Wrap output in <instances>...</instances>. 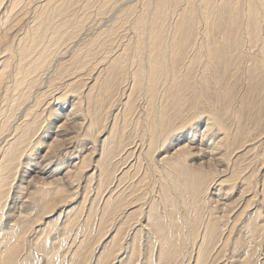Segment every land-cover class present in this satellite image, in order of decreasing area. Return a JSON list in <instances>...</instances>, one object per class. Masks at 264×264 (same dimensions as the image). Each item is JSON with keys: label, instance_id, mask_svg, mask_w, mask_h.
I'll return each mask as SVG.
<instances>
[{"label": "bare ground", "instance_id": "1", "mask_svg": "<svg viewBox=\"0 0 264 264\" xmlns=\"http://www.w3.org/2000/svg\"><path fill=\"white\" fill-rule=\"evenodd\" d=\"M81 1L0 0V264H264V0H130L114 18L134 37L118 46L109 26L78 39ZM60 115L86 122L99 156L90 176V151L62 175L95 190L87 214L63 187L32 185Z\"/></svg>", "mask_w": 264, "mask_h": 264}, {"label": "rangeland", "instance_id": "2", "mask_svg": "<svg viewBox=\"0 0 264 264\" xmlns=\"http://www.w3.org/2000/svg\"><path fill=\"white\" fill-rule=\"evenodd\" d=\"M87 1V0H86ZM97 1H99V5L101 6V2H103V0H96V1H93V0H89V1H87V3L85 2L84 3V0H82L81 2H79L78 4L81 6V8H80V6L79 5H77L76 6V8L74 7V6H72V8H70V10L71 11H69V14L71 15V13L74 11V10H76V11H74V13L73 14H75V16L74 17H76L77 16V18L78 19H80L78 16H80L81 17V20H82V23H81V28L83 29L82 31H81V33H80V35H79V37H78V39H80V40H87L89 37H91L92 35L93 36H96L98 33H102V31H106V29H108L107 28V26H109V27H114V32L116 33V35L117 34H120V35H124L125 37H123V35L120 37V35H117V37H116V35H115V33H112V34H110V36L112 37L113 36V38H114V41H116V43H114L115 45H117L118 43V45H122V44H124V42H125V40L126 39H128L129 37H131L130 35H132L133 36V33H132V28H131V26H130V21L131 20H128L127 22H125V24H122L121 23V25L118 23V21H116L115 22V20H116V18L117 17H115L114 18V16H118V12H117V10H119V8H120V10H122L121 9V7H125V6H127V5H132L133 4V1L131 2L130 0H128V2H129V4L127 3V2H125V1H121V2H117L116 4H118L117 6L118 7H116V4L114 5V6H112V7H110V9L108 8L107 9V11L106 12H108V13H106V14H110V15H105V14H102V15H98L96 12L98 11L97 9H100V8H98V7H100V6H98L97 4ZM117 1H119V0H117ZM127 1V0H126ZM142 1L143 0H138V1H135L134 0V4H136V6H137V3H139V5H141V3H142ZM183 1V0H182ZM181 1V2H182ZM188 0H184L183 2H187ZM88 2H90V4L91 3H93V5H91L92 6V8L89 6V8H85V5L86 4H88ZM180 3L181 4V6H183V4L184 3ZM83 3V4H82ZM121 3V4H120ZM33 4H35V3H32V5ZM89 4V5H90ZM30 6V5H28V6H26L27 8H28V11L27 10H25L24 12H26V13H28V15L26 16L25 14L26 13H24L23 12V15H25V20H24V25L27 23V21H29V19L30 18H32V16L33 15H31L32 14V10H33V6ZM84 5V6H83ZM138 5V6H139ZM78 6H79V8H78ZM96 6H98L97 7V9H96ZM136 7V11H138L139 9H140V7L141 6H139V7ZM32 7V8H31ZM114 7V8H113ZM73 8H75L74 10H73ZM83 8V9H82ZM113 10H115V11H113ZM26 9V8H25ZM85 9H87V10H85ZM90 9V10H89ZM73 10V11H72ZM82 10V11H81ZM84 10V11H83ZM96 10V11H95ZM109 10V11H108ZM111 10V11H110ZM119 10V11H120ZM80 13H79V12ZM99 11H101V10H99ZM71 12V13H70ZM86 12V13H85ZM77 13H78V15H77ZM92 13V14H91ZM94 13V14H93ZM80 14H82V15H80ZM97 14V15H96ZM15 15H16V13H15ZM86 15H87V17H86ZM89 15V16H88ZM96 15V16H95ZM107 17V19H105L106 17ZM98 16H99V18L100 19H102V20H100L99 18H98ZM113 16V17H112ZM29 17V18H28ZM89 17V18H88ZM97 19H96V18ZM93 20H92V19ZM103 18H104V21H103ZM110 18H112V19H110ZM26 19H28V20H26ZM175 21H174V20ZM96 20H98V21H96ZM100 21V22H99ZM107 21V22H106ZM173 21V22H172ZM128 22H130V23H128ZM171 22V23H170ZM175 22H176V18H173L172 17V20H170L169 21V23H170V25L171 24H175ZM113 23H115V24H117V25H115V24H113ZM16 24V21L12 24V27H13V25H15ZM59 24V23H58ZM129 25V26H128ZM99 26V27H98ZM102 26V27H101ZM118 26H119V28H118ZM125 26V27H124ZM127 26H128V28L129 29H131V30H126V28H127ZM106 27V28H105ZM98 28V29H97ZM104 30H103V29ZM117 28V29H116ZM124 28H125V33H124ZM127 28V29H128ZM171 28H172V25H171ZM21 29V28H20ZM120 29H121V31H120ZM13 30H15V27H14V29ZM96 30H98L99 32H97ZM102 30V31H101ZM120 31L121 33H119L118 31ZM130 31H131V33H130ZM88 33V34H87ZM106 35H108L107 33H105ZM91 35V36H90ZM104 36V35H103ZM120 38H119V37ZM128 36V37H127ZM127 37V38H126ZM134 37V36H133ZM133 37L132 38H130V39H133ZM122 38H123V40H122ZM116 39V40H115ZM118 39L121 41L122 40V42H118ZM126 42H127V40H126ZM125 42V43H126ZM127 44V43H126ZM117 45V46H118ZM92 67V66H91ZM85 73L83 74V72H81L80 74L82 75H84V79H85V83H89V79H88V81L86 80V78L88 77V75H87V73H88V69L86 70V71H84ZM94 73V72H93ZM93 73H91L90 75H93ZM79 74V75H80ZM130 80V79H129ZM129 80H126L125 81V83H124V85H122V88H124V89H122V90H126V88H128V86H129V82L131 81H129ZM92 84V83H91ZM90 84V85H91ZM127 85V86H126ZM80 91H82V90H80ZM211 92H213V91H211ZM139 97H140V100H139V104H140V108H139V110H141V109H143L144 108V103H145V100L143 101V95L142 94H139ZM121 98V97H120ZM122 101H123V98L121 99ZM70 101H71V99H69V102L67 103V104H65L64 105V109L62 110V115L64 116L65 114H66V112H68L69 110H70V108H71V106H70ZM50 102V101H49ZM52 102L53 101H51V103L50 104H52ZM144 102V103H143ZM54 105V104H53ZM118 105V104H117ZM142 105V106H141ZM82 106H83V104H82ZM117 109H116V111L117 112H119V110H120V108H121V105H119L118 107H116ZM115 111V112H116ZM114 112V114H116ZM140 113V112H139ZM142 113V112H141ZM140 113V114H141ZM113 114V115H114ZM63 116H61L60 115V119L58 118V121H55V123H53L52 125L54 126H49V128H48V130H47V134H46V136L48 137H45L44 138V140L43 141H45L44 143H43V147H42V149L40 148L39 150H38V156H41V157H36V162H37V165L36 166H33V167H35V171L34 172H32L31 173V171H30V177H31V179H32V182H33V187H37L38 189H40V188H47V189H53V188H61V187H63L65 190H67V192L68 193H72V194H75V196L76 197H73V198H75V200H74V202H72V204H71V206H75V205H81V207L83 206H85L83 209H82V211L84 212V213H86V210L88 209L86 206H90L89 204L91 203V200L92 199H94V189H93V192H92V190L90 189V192L88 193V191H89V189L87 188L88 187V184L86 183L85 184V182H87L84 178L85 177H83L82 179H80L79 181H77V182H79L78 184H80V185H78L79 186V188L77 187V183H73L71 180L69 181L67 178H66V176L63 178V176L62 175H64L66 172H67V170H71V168H68V169H66L65 168V166L68 164V163H71V162H73V159H74V157H76V155H79L80 154V157H82V156H85L86 154H89V152H87V151H90L88 148H90V143H88L85 139H84V137H82V134H83V131L81 130L80 132H79V124H81V126L82 125H85V123L86 122H81V120H82V118L80 119L79 117V119L78 118H76V120H75V117H74V119L73 120H75V121H72L70 118H68V119H64V117ZM64 119V120H63ZM68 120H69V122H68ZM62 121H64V123L62 122ZM72 124H71V123ZM74 122H75V127H74ZM81 122V123H80ZM58 123H60V124H58ZM68 125V126H66V124ZM78 123V124H77ZM58 125H62V128L59 130L58 128ZM77 126H79V127H77ZM58 127V128H57ZM67 127H68V129H67ZM77 127V128H76ZM204 126L203 125H201V126H199L198 128H197V130H198V132H199V134L200 133H203V131H204V128H203ZM64 128V129H63ZM73 128V129H72ZM50 129V130H49ZM57 129V130H56ZM53 130V131H52ZM55 130L57 131L56 133H55ZM72 130V131H71ZM48 131H50V134H49V132ZM61 131L63 132V133H61ZM65 131H67V132H65ZM201 131V132H200ZM59 132V134L58 135H62V136H60L61 137V139H60V141H59V144L57 145V144H54L53 145V148L52 147H50V150H48V147H46V145L48 146V145H50V144H52L53 143V141L56 139V137H55V134H57ZM65 132V133H64ZM67 133V134H66ZM80 133V134H79ZM65 135V136H64ZM72 138H71V137ZM76 138H75V137ZM264 136V135H263ZM55 137V138H54ZM71 138V139H69V138ZM80 137H82V138H80ZM65 138L66 139H68V140H65ZM2 137L0 138V146L2 145ZM73 139V140H72ZM80 139V140H79ZM83 141H82V140ZM200 139V136H198V142L200 141L199 140ZM84 141H85V143H84ZM51 142V143H50ZM64 142H65V144H64ZM83 142V143H82ZM80 143V145H77V144H79ZM88 144V145H87ZM56 145V146H55ZM72 145V146H71ZM77 145V146H76ZM45 146V147H44ZM69 146V147H68ZM56 149H55V148ZM75 147V148H74ZM195 147V149H194V151H195V153L197 154H199L200 156V158L201 157H203V158H201L202 160H204V161H206V160H208V153H206V149L204 148V146H202V145H197V144H195V143H193L192 144V147L191 148H194ZM54 149H55V152H54ZM66 149H69V150H67V152L65 151ZM76 149V150H75ZM78 149V150H77ZM198 149H200V150H198ZM202 149V150H201ZM205 151H204V150ZM74 150V151H73ZM81 150V153L79 152ZM196 150H198V152H196ZM248 150V149H247ZM246 150V151H247ZM47 151V152H46ZM54 153H53V152ZM60 151V152H59ZM175 150H172V151H170L169 153H168V155L167 156H169V155H171L173 152H174ZM65 152V153H64ZM71 154H70V153ZM90 152H92V151H90ZM95 152V151H94ZM94 152H92V153H94ZM172 152V153H171ZM200 152H202V153H200ZM245 152V151H244ZM41 153V154H40ZM53 155H52V154ZM57 153V154H56ZM78 153V154H77ZM91 153V155H90V157L88 158L89 160L90 159H92V161H91V164L89 165V170H87L86 172H85V175H86V177H88V176H90L94 171H96V169H95V167L93 166V165H95L94 164V162L99 158V156H97V152H95L94 154H92ZM43 154H45V155H43ZM54 154H55V156L56 157H53L54 156ZM65 154V155H64ZM68 154V155H67ZM74 155V156H73ZM239 155V154H238ZM238 155L236 156V157H238ZM44 156H46V158L44 157ZM47 156L50 158H47ZM207 157V158H206ZM249 157V156H248ZM97 158V159H96ZM205 158V159H204ZM41 159H43V161H41ZM46 160V162H45V160ZM49 159V160H48ZM54 159V160H53ZM78 159V158H77ZM69 160V161H68ZM94 160V161H93ZM249 160V159H248ZM248 160L246 161V162H248ZM52 161V164L50 163V162ZM78 161V160H77ZM76 162V161H75ZM93 162V163H92ZM50 163V164H49ZM56 164H57V166H56ZM66 164V165H65ZM58 165H60L59 167H58ZM92 165V166H91ZM38 169H37V168ZM42 167V168H41ZM53 167H55V168H53ZM56 167H58L59 168V170H57V171H55V172H53V174H51L52 175V177H50L51 175H50V173L54 170V169H56ZM63 167V168H62ZM69 167H71V166H69ZM124 167V166H123ZM95 169V170H94ZM40 170V171H39ZM44 172L42 175L43 176H40V175H38V173L39 172ZM50 171V172H49ZM90 172V173H89ZM63 173V174H62ZM87 173V174H86ZM49 174V175H48ZM33 175V176H32ZM35 176L37 177V178H35ZM40 176V177H39ZM35 179V181H34V179ZM56 177H57V179H56ZM61 177L63 178V179H65V181H67V182H71L70 184V190L67 188L68 186H69V183L67 184V182L65 183L64 182V180L63 179H61ZM17 178V177H16ZM41 178V179H40ZM49 178V179H48ZM38 179V180H37ZM45 180V181H44ZM54 180H58L59 181V183L58 182H56V183H54L55 181ZM18 181V179H15L14 181H13V183H16ZM40 181H41V183H40ZM34 182H36V183H34ZM44 184H43V183ZM62 182H63V186H61L62 185ZM58 183V184H57ZM65 183V184H64ZM84 183V184H83ZM50 184V185H49ZM66 184H67V186H66ZM83 184V185H82ZM94 184V185H93ZM44 185V186H43ZM73 185V186H72ZM91 185H93L92 187H95L96 185H95V182L93 181L92 183H91ZM15 186V185H14ZM83 186V187H82ZM90 186V185H89ZM76 187V188H75ZM84 187H86V192L88 193L87 194V200H88V202H90L89 204L86 202H84L82 199H84V198H81V196L83 197V195H84V193H83V191H84ZM73 188H74V190H73ZM77 188H78V191H77ZM69 190V191H68ZM80 193V194H78V193ZM77 193V194H76ZM106 194V193H105ZM105 194H103V196L102 197H104V195ZM89 197V198H88ZM77 198V199H76ZM80 198H81V200L84 202H82L81 203V200H80ZM91 198V199H90ZM79 200V201H78ZM86 200V201H87ZM79 202V203H78ZM73 203H74V205H73ZM78 203V204H77ZM101 203H102V201H101ZM101 203L99 204V207H100V205H101ZM9 204V203H8ZM87 204V205H86ZM64 210H66V207H63L62 208V213L61 214H63V211ZM82 211H81V215H80V220H83L84 218H85V216H86V214H84V213H82ZM58 214H56V216H57ZM55 216V217H56ZM63 216V215H62ZM61 220H62V218H61ZM60 223V222H59ZM110 234H111V231H110ZM110 234H108L107 235V237L105 238V239H107V238H109L108 236L110 235ZM98 249H99V247H98ZM97 249V250H98ZM100 252V251H99ZM261 258H262V256L259 258V260H261ZM254 260H256V256L253 258ZM254 262V261H253ZM227 264V263H226Z\"/></svg>", "mask_w": 264, "mask_h": 264}]
</instances>
